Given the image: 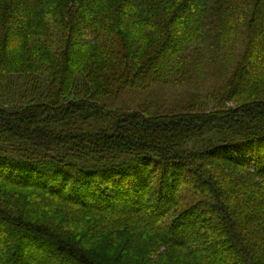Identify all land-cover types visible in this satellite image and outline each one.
I'll return each mask as SVG.
<instances>
[{
  "label": "trees",
  "instance_id": "1",
  "mask_svg": "<svg viewBox=\"0 0 264 264\" xmlns=\"http://www.w3.org/2000/svg\"><path fill=\"white\" fill-rule=\"evenodd\" d=\"M224 250L264 264V0H0V264Z\"/></svg>",
  "mask_w": 264,
  "mask_h": 264
},
{
  "label": "rangeland",
  "instance_id": "2",
  "mask_svg": "<svg viewBox=\"0 0 264 264\" xmlns=\"http://www.w3.org/2000/svg\"><path fill=\"white\" fill-rule=\"evenodd\" d=\"M7 229H8V231L10 230L9 228H7ZM216 257L220 258V259L225 257L228 260V263L232 264L231 260L233 259V254L231 253L230 250H227V251L224 250L223 252H220L219 254H217Z\"/></svg>",
  "mask_w": 264,
  "mask_h": 264
}]
</instances>
